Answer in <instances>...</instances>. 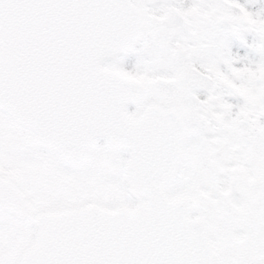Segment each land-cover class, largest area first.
I'll return each mask as SVG.
<instances>
[{
	"label": "snow or ice",
	"instance_id": "6c2138e0",
	"mask_svg": "<svg viewBox=\"0 0 264 264\" xmlns=\"http://www.w3.org/2000/svg\"><path fill=\"white\" fill-rule=\"evenodd\" d=\"M0 264H264V0H0Z\"/></svg>",
	"mask_w": 264,
	"mask_h": 264
}]
</instances>
